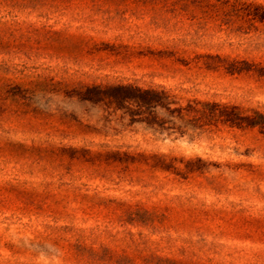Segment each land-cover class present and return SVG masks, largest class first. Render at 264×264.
<instances>
[{"label":"rangeland","instance_id":"obj_1","mask_svg":"<svg viewBox=\"0 0 264 264\" xmlns=\"http://www.w3.org/2000/svg\"><path fill=\"white\" fill-rule=\"evenodd\" d=\"M0 264H264V0H0Z\"/></svg>","mask_w":264,"mask_h":264},{"label":"trees","instance_id":"obj_2","mask_svg":"<svg viewBox=\"0 0 264 264\" xmlns=\"http://www.w3.org/2000/svg\"><path fill=\"white\" fill-rule=\"evenodd\" d=\"M115 89L120 93L116 98L121 103L122 108L125 107L130 110V108L126 105L135 103L137 108L134 110H130L132 115L133 113L140 111L141 108H146L148 110L150 108H155L156 106L161 105V99L165 95L163 91H156L154 89H141L131 85L119 86ZM202 106L203 109L196 110L197 113H200L202 116H215V111L210 108L212 105L210 106L209 104H203ZM220 113L222 115H225V122H230L232 125L241 126V124L244 122H246L248 125L257 124V122L253 119L240 116L235 112L234 108L222 107ZM257 116L262 117L260 114H258Z\"/></svg>","mask_w":264,"mask_h":264}]
</instances>
